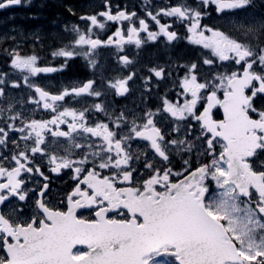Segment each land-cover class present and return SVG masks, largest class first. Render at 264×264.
I'll return each instance as SVG.
<instances>
[{
	"label": "snow or ice",
	"instance_id": "snow-or-ice-1",
	"mask_svg": "<svg viewBox=\"0 0 264 264\" xmlns=\"http://www.w3.org/2000/svg\"><path fill=\"white\" fill-rule=\"evenodd\" d=\"M27 18L0 27V264H264V0Z\"/></svg>",
	"mask_w": 264,
	"mask_h": 264
},
{
	"label": "flooded vegetation",
	"instance_id": "flooded-vegetation-1",
	"mask_svg": "<svg viewBox=\"0 0 264 264\" xmlns=\"http://www.w3.org/2000/svg\"><path fill=\"white\" fill-rule=\"evenodd\" d=\"M36 0H33L32 6L29 5H20V6H13L6 10H0V27H8L11 24H19V25H29L37 23L36 21L29 20L28 13L34 10ZM7 17H14V19L9 20L7 24H4L3 21ZM80 62H77L79 64ZM77 65L74 64L70 71L75 72ZM55 76V74H53ZM123 102V101H121Z\"/></svg>",
	"mask_w": 264,
	"mask_h": 264
}]
</instances>
